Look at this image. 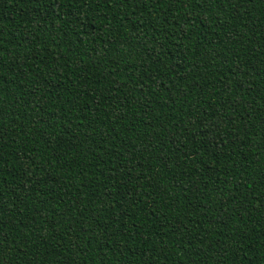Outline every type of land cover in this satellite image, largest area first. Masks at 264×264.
Wrapping results in <instances>:
<instances>
[{
  "label": "trees",
  "instance_id": "16d2710c",
  "mask_svg": "<svg viewBox=\"0 0 264 264\" xmlns=\"http://www.w3.org/2000/svg\"><path fill=\"white\" fill-rule=\"evenodd\" d=\"M264 264V0H0V264Z\"/></svg>",
  "mask_w": 264,
  "mask_h": 264
},
{
  "label": "snow or ice",
  "instance_id": "6c2138e0",
  "mask_svg": "<svg viewBox=\"0 0 264 264\" xmlns=\"http://www.w3.org/2000/svg\"><path fill=\"white\" fill-rule=\"evenodd\" d=\"M69 264H74V261H70Z\"/></svg>",
  "mask_w": 264,
  "mask_h": 264
}]
</instances>
